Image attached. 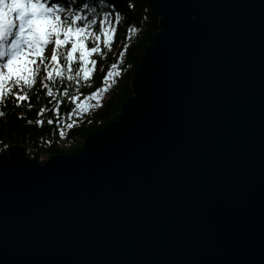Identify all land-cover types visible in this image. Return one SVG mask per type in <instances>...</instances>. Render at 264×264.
I'll return each instance as SVG.
<instances>
[{"label": "water", "instance_id": "1", "mask_svg": "<svg viewBox=\"0 0 264 264\" xmlns=\"http://www.w3.org/2000/svg\"><path fill=\"white\" fill-rule=\"evenodd\" d=\"M148 1L119 118L0 153V264H264V0Z\"/></svg>", "mask_w": 264, "mask_h": 264}, {"label": "trees", "instance_id": "2", "mask_svg": "<svg viewBox=\"0 0 264 264\" xmlns=\"http://www.w3.org/2000/svg\"><path fill=\"white\" fill-rule=\"evenodd\" d=\"M95 8L100 18L105 11L112 14L116 31L108 36L110 43L88 41L87 47L98 44L100 52L89 56L83 67H80L78 53L74 54L73 61L61 59L59 64H50L47 58V71L53 73L52 81L46 79L42 66L31 89L25 86L21 90L13 85L12 92L27 95L28 100L17 103L14 95L0 100V149L5 145L8 147L4 151L21 145L29 158L38 156L41 162L56 154H77L89 136L119 118L123 104L132 95L131 85L140 60L159 31V20L156 8L148 0H97ZM116 13H119V21L115 20ZM92 31L99 35L95 26ZM59 52L63 53L64 49ZM112 63L117 65L116 69L111 68ZM57 68L62 76L56 75ZM108 71L117 74L105 80L103 77ZM77 72L79 77H76ZM69 75L74 77L72 81L67 79ZM44 83L48 84L50 93L42 87ZM104 85L106 94H103ZM65 88L70 96L77 97L75 101L64 95ZM100 96H104L101 101ZM78 103L83 106L81 110L77 108ZM67 123L72 126L65 139H61L59 128Z\"/></svg>", "mask_w": 264, "mask_h": 264}, {"label": "snow or ice", "instance_id": "3", "mask_svg": "<svg viewBox=\"0 0 264 264\" xmlns=\"http://www.w3.org/2000/svg\"><path fill=\"white\" fill-rule=\"evenodd\" d=\"M96 4L97 0H0V100L7 95H14L17 103L28 100L27 95L13 93L12 86L21 90L25 86L31 89L42 66L46 79L52 81L53 73L47 71L49 63L59 64L61 59L71 62L76 53L79 54L80 67H83L89 56L100 52L98 44L90 48L86 46L90 40H102L104 45H108V36L114 35L116 31L112 14L105 11L100 18ZM93 16L97 18L93 19ZM119 18V13H116L115 20L119 21ZM94 26L99 35L92 31ZM49 44L54 47L50 61L46 63L43 53ZM68 45L70 47H66ZM61 48L64 49L63 53L59 52ZM116 67L115 63L111 64L112 69ZM55 72L57 76H62L59 68ZM115 74L108 71L103 79L107 80ZM79 75L77 72L76 77ZM67 79L72 81L74 77L69 75ZM42 87L48 89V84L44 83ZM64 95L72 101L77 99L69 95L67 88L64 89ZM92 95L95 97L96 94ZM7 147L5 145L4 149ZM4 149H0V152ZM7 163L6 156H0V169L6 167Z\"/></svg>", "mask_w": 264, "mask_h": 264}, {"label": "rangeland", "instance_id": "4", "mask_svg": "<svg viewBox=\"0 0 264 264\" xmlns=\"http://www.w3.org/2000/svg\"><path fill=\"white\" fill-rule=\"evenodd\" d=\"M52 51H53V45L52 44H49V45H47L45 47V50H44V53L43 54H44L45 57L46 56H51ZM37 63H39V61H37ZM106 92H103V94H106ZM103 97L104 96H100V101H101V99ZM82 107H83L82 104H80V103L77 104V108L79 110H81ZM68 128H69L68 123L67 124H63V125L60 126V128H59V134H60V138L61 139H65ZM61 131H63V135H61Z\"/></svg>", "mask_w": 264, "mask_h": 264}]
</instances>
